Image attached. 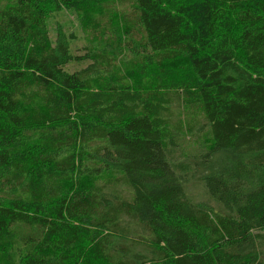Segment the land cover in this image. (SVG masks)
Here are the masks:
<instances>
[{
	"label": "trees",
	"instance_id": "trees-1",
	"mask_svg": "<svg viewBox=\"0 0 264 264\" xmlns=\"http://www.w3.org/2000/svg\"><path fill=\"white\" fill-rule=\"evenodd\" d=\"M0 264H264V0H0Z\"/></svg>",
	"mask_w": 264,
	"mask_h": 264
},
{
	"label": "rangeland",
	"instance_id": "rangeland-1",
	"mask_svg": "<svg viewBox=\"0 0 264 264\" xmlns=\"http://www.w3.org/2000/svg\"><path fill=\"white\" fill-rule=\"evenodd\" d=\"M114 18L118 21L117 15H115ZM47 27L53 41H66L73 54L80 53L85 33L80 27L79 20L73 13L61 11L48 16ZM192 143L194 144V142L190 140L183 150H187Z\"/></svg>",
	"mask_w": 264,
	"mask_h": 264
}]
</instances>
